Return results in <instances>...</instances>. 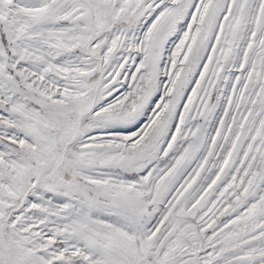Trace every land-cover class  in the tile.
Returning <instances> with one entry per match:
<instances>
[{
    "label": "snow or ice",
    "instance_id": "obj_1",
    "mask_svg": "<svg viewBox=\"0 0 264 264\" xmlns=\"http://www.w3.org/2000/svg\"><path fill=\"white\" fill-rule=\"evenodd\" d=\"M0 264H264V0H0Z\"/></svg>",
    "mask_w": 264,
    "mask_h": 264
}]
</instances>
